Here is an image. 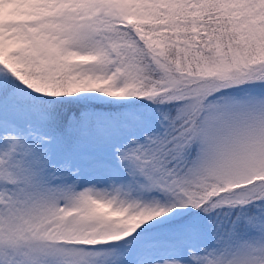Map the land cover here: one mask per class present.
Returning <instances> with one entry per match:
<instances>
[{"label": "snow or ice", "instance_id": "6c2138e0", "mask_svg": "<svg viewBox=\"0 0 264 264\" xmlns=\"http://www.w3.org/2000/svg\"><path fill=\"white\" fill-rule=\"evenodd\" d=\"M0 264H264V0H0Z\"/></svg>", "mask_w": 264, "mask_h": 264}]
</instances>
